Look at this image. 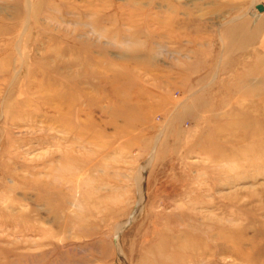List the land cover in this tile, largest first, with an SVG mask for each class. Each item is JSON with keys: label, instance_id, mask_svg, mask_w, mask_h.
<instances>
[{"label": "rangeland", "instance_id": "obj_1", "mask_svg": "<svg viewBox=\"0 0 264 264\" xmlns=\"http://www.w3.org/2000/svg\"><path fill=\"white\" fill-rule=\"evenodd\" d=\"M257 5L0 0V264H264Z\"/></svg>", "mask_w": 264, "mask_h": 264}, {"label": "bare ground", "instance_id": "obj_2", "mask_svg": "<svg viewBox=\"0 0 264 264\" xmlns=\"http://www.w3.org/2000/svg\"><path fill=\"white\" fill-rule=\"evenodd\" d=\"M28 14V13H27ZM246 17V16H245ZM247 20V19H246ZM229 22V21H228ZM248 22V21H247ZM237 23V22H236ZM224 24V23H223ZM238 24V23H237ZM242 24V23H241ZM256 25V24H255ZM27 26V25H26ZM238 26V25H237ZM264 26V25H263ZM248 27V26H247ZM264 28V27H263ZM262 28V29H263ZM253 29V28H252ZM241 30V29H240ZM230 31V30H229ZM234 31H236V30H234ZM261 31V30H260ZM243 33V32H242ZM256 33V32H255ZM253 33H251V35H252ZM239 35V34H238ZM229 37V36H228ZM236 37V36H235ZM234 37V38H235ZM238 37V36H237ZM257 37V36H256ZM224 39H225V37H224ZM237 39V38H236ZM18 40V39H17ZM226 40V39H225ZM250 40V39H249ZM254 40V39H253ZM258 40V39H257ZM21 41V40H20ZM19 41V42H20ZM228 42V41H227ZM230 42V41H229ZM252 42V41H251ZM254 43V42H253ZM233 44V43H232ZM249 44V43H248ZM234 45V44H233ZM226 46H227V44H226ZM250 46V45H249ZM239 47V46H238ZM245 47V46H244ZM225 48V47H224ZM241 48V47H240ZM227 49V48H226ZM247 49V48H246ZM224 52V51H223ZM230 54V53H229ZM233 54V53H232ZM228 56H230V55H228ZM224 67V66H223ZM222 69V68H221ZM213 71V70H212ZM214 72V71H213ZM262 72V71H261ZM215 73H216V71H215ZM260 74V73H259ZM215 75V74H214ZM214 75H212V76H214ZM209 76V75H208ZM214 78V77H213ZM251 78V77H250ZM203 79V78H202ZM206 79V78H205ZM204 80V79H203ZM255 80V79H254ZM254 80H252V81H254ZM250 81V80H249ZM202 82V81H201ZM203 83V82H202ZM218 83V82H217ZM232 83V82H231ZM208 84V83H207ZM214 84V83H213ZM216 84V83H215ZM211 85V84H210ZM202 86V85H201ZM204 88V87H203ZM206 88V87H205ZM245 88H246V86H245ZM244 89V88H243ZM195 91V90H194ZM264 96V95H263ZM192 97V96H191ZM212 99V98H211ZM204 109H206L205 107H204ZM142 184V183H141ZM138 191V190H137ZM140 193V192H139ZM143 195L142 194H140L139 195V197H138V199H137V202H136V205H135V208H134V211H133V213L132 214H130L129 215V218H131L132 220H134V219H136L137 218V216L143 211V205H145L144 203H143ZM92 205V204H91ZM99 208V207H98ZM200 210V209H199ZM128 218V219H129ZM183 220V219H182ZM127 222V221H126ZM126 222H123L122 224H119L118 225V228H121V227H123L125 224H126ZM197 223V222H196ZM115 226V225H114ZM116 227V226H115ZM125 227V226H124ZM114 228V227H113ZM184 228H186V227H184ZM186 230V229H185ZM120 231V230H119ZM117 235V234H116Z\"/></svg>", "mask_w": 264, "mask_h": 264}, {"label": "water", "instance_id": "obj_3", "mask_svg": "<svg viewBox=\"0 0 264 264\" xmlns=\"http://www.w3.org/2000/svg\"><path fill=\"white\" fill-rule=\"evenodd\" d=\"M263 9H264V7L261 6V5H257V6H256V10H257L258 12H262Z\"/></svg>", "mask_w": 264, "mask_h": 264}]
</instances>
